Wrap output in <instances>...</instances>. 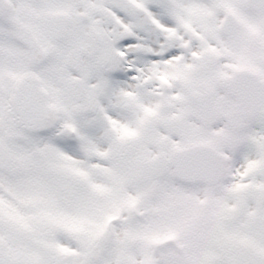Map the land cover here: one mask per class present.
<instances>
[{
    "label": "snow or ice",
    "instance_id": "6c2138e0",
    "mask_svg": "<svg viewBox=\"0 0 264 264\" xmlns=\"http://www.w3.org/2000/svg\"><path fill=\"white\" fill-rule=\"evenodd\" d=\"M0 264H264V0H0Z\"/></svg>",
    "mask_w": 264,
    "mask_h": 264
}]
</instances>
